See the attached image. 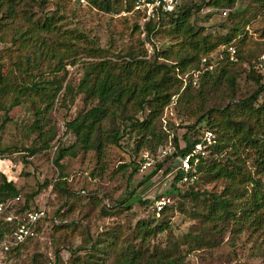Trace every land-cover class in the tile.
<instances>
[{"label":"rangeland","instance_id":"374dc122","mask_svg":"<svg viewBox=\"0 0 264 264\" xmlns=\"http://www.w3.org/2000/svg\"><path fill=\"white\" fill-rule=\"evenodd\" d=\"M190 1L197 6L207 0ZM261 4L255 0H240L236 5L243 10L249 9L252 16L245 29L244 52L264 50V7H260ZM4 11L5 7L0 8V21ZM16 12L19 26L25 24V19L21 20L24 17L36 20L43 15H55V18H61L57 26L61 33L68 32L70 45L66 49L55 46L62 56L68 51L67 60L56 65V61L48 57L39 62L35 70L40 79L56 78L62 83L52 109L43 113L44 118L38 124L46 131L56 133L49 150L35 155L26 152L30 147H38L34 125L41 116L37 115L38 110L44 108L35 101L31 91L4 99V107L0 109V174L19 189L21 204L27 201L30 208H44L47 213L37 235L7 264H55L56 261L57 264H116L117 254L127 245L141 249L145 256L151 257L159 255L161 250L166 254L176 250L180 256L178 264H264V228L252 227L237 234L221 231L216 235H203L208 225L199 214L204 208L189 196L182 197L190 190L198 192L202 198L209 193H219L223 189L221 182L199 179L180 186L178 194L172 188L178 170L177 160L171 155L162 157L160 150L153 155H148L145 149L137 152L138 136L135 133L123 132L119 145H108L101 158L92 151L65 157L60 161L64 178L59 177L60 170L54 163L56 152L59 148H68L76 140L66 131V123L90 108L78 87L84 75V64L115 61L120 57L122 61L128 52L139 56L143 51L146 55L139 59L151 60L155 57L151 44L157 51L162 50L176 44L175 37L161 30L152 37V43H148L144 33L139 34L133 29L135 19L124 11L106 13L86 2L74 0H52L43 12L31 2L23 1L16 7ZM230 12L231 9L203 7L199 12L193 10L191 23L205 35H224L232 26L228 17ZM4 32L6 37L0 41V60L7 69L18 61L19 52L18 45L12 42L10 28H4ZM90 48L104 51L107 57H91L94 52L89 51ZM212 57L217 66V54ZM157 62L162 59L158 58ZM236 73L234 100H244L256 89V76L250 74L246 65L237 67ZM190 78L188 76L187 82L183 83L181 92ZM195 90L192 91L194 96ZM221 92L216 90L206 95L203 103L197 98L186 103L180 99L181 93L173 96L159 124L161 134L167 135L165 146L171 145L172 138H177L178 145L183 147L186 126L192 125L208 105L223 106L229 101L228 95ZM146 115L145 110L137 114V118L142 120ZM171 148L173 153V145ZM146 156L152 160V165L141 170L142 163L137 164ZM132 162L134 168H138L135 172ZM161 163L163 166L157 170ZM168 168L170 172L165 174ZM210 198L206 197L204 206L212 202ZM162 199L165 201L163 207L169 209L160 214L163 208L158 211L157 207ZM141 221L149 222L151 228L166 221L169 229L152 233L141 242L135 229ZM199 236L209 239V244Z\"/></svg>","mask_w":264,"mask_h":264},{"label":"trees","instance_id":"16d2710c","mask_svg":"<svg viewBox=\"0 0 264 264\" xmlns=\"http://www.w3.org/2000/svg\"><path fill=\"white\" fill-rule=\"evenodd\" d=\"M23 1L34 4L38 11L43 12L52 0H0V8L5 7L0 21V41H4L6 34L4 28H10L12 42L17 44L19 52L18 61L13 67L5 69L0 60V109L4 107V99L10 96H19L29 90L33 93L35 101L42 105L43 110H38L34 125L37 133L38 147L33 146L26 150L30 155L40 151L49 150L56 139V133L46 131L44 126L38 125L43 113L51 110L57 93L62 89V83L52 80L40 79L35 74L39 62L48 59L56 61V65L67 60L66 51L60 55L55 46L70 45L66 31L60 32L57 23L59 17L41 16L36 20L32 17L25 19V24L19 26L16 7ZM240 0H207L200 5H192L193 1L184 0L171 13L161 15L158 20L148 22L140 27V15L132 12V6L121 0H85L86 3L97 7L106 13H118L124 11L135 19L133 29L144 33L145 40L152 43V37L161 30L175 37L177 43L162 50H156L151 44L154 59H139L145 57L128 52L125 60L120 58L101 60L84 64V75L78 87L84 95L85 101H89L90 108L83 111L74 120L66 123V131L75 136V142L68 148H59L54 159L59 168L60 179L64 178L60 161L65 157H76L79 152L92 151L98 158L104 154L108 145L118 146L123 132L129 131L138 136L137 152L145 149L147 154L153 155L165 146L167 135H162L160 120L164 110L169 106L171 98L180 95V99L186 103L192 99H200L202 103L206 95L219 90L226 93L229 101L223 106L208 105L207 109L195 119L192 125H187L183 135L184 146L178 145L177 138H172L174 152L171 157L177 160L188 155L197 144L203 143L205 133L214 135V143L204 148L205 156L196 155V164L193 166L192 176L195 183L199 179L207 182H221L223 189L219 193L206 194L210 196L211 203L204 206L206 199L192 190L183 194L197 201L204 208L199 215L207 223L208 228L203 235H216L221 231H230L237 234L243 230L264 228V75L261 74L259 65L264 62L261 57L264 50L257 52H244L243 44L247 40L245 29L251 22L252 16L249 9L243 10L236 5ZM260 7H264V0ZM78 2V1H76ZM203 7L231 9L228 17L232 26L224 35H205L202 29H196L192 23L193 10L199 12ZM59 9V7H57ZM235 48V58L230 60L227 48ZM94 52L91 57L104 59L106 53L90 48ZM217 54L218 64L214 66ZM162 62H157V59ZM167 62H172L171 64ZM246 65L250 68V74L256 76V89L244 99L235 101L237 67ZM209 67H212L210 69ZM200 71V77L195 86L190 81L181 92L183 86L182 76ZM63 78H61V81ZM224 88V90H222ZM196 89L195 96L192 91ZM226 91V92H225ZM147 111V115L139 120L137 114ZM44 111V112H42ZM42 117V118H41ZM6 121V120H5ZM159 148V149H158ZM224 154V156H221ZM143 160L138 162L141 165ZM248 162V164H247ZM134 172L138 170L132 162ZM163 166L159 164L157 170ZM124 167V166H123ZM170 169L165 170V174ZM155 173V172H154ZM153 174L150 175V177ZM200 177V178H199ZM181 173L177 170L173 178V191L179 192V187L189 185L183 183ZM205 195L206 192H203ZM72 195L71 193H67ZM19 197L18 201H15ZM20 191L13 182H7L5 176L0 174V203L14 202L12 208L14 215H19L39 210L30 208L28 202L21 204ZM128 205L125 207L127 208ZM169 208L163 207L164 211ZM16 222V220H15ZM14 222V223H15ZM14 223L0 221V240L8 235ZM149 222L141 221L136 224V235L143 242L152 233H163L168 228V223L160 221L153 228ZM36 230V235L38 232ZM34 238V237H33ZM26 241L18 248L10 250L7 254L8 263L15 259L21 250L33 240ZM114 239L115 236H112ZM200 239L204 240L202 236ZM194 241V240H192ZM209 244V239L204 240ZM142 247V244H141ZM153 257L145 256L141 249L127 245L117 254L116 264H178L180 256L176 250ZM56 258L59 259L56 254ZM57 264V261L56 263Z\"/></svg>","mask_w":264,"mask_h":264},{"label":"built area","instance_id":"2783aa9c","mask_svg":"<svg viewBox=\"0 0 264 264\" xmlns=\"http://www.w3.org/2000/svg\"><path fill=\"white\" fill-rule=\"evenodd\" d=\"M80 3H85V0H74ZM124 3H129L132 6V12L140 15V27L143 28L148 22L156 21L161 15L169 14L173 12L183 0H121ZM226 12V11H225ZM227 52L230 55V60L233 61L235 58V48L229 46ZM261 61L264 62V54L261 57ZM212 69V67H209ZM259 69L264 72V63L259 65ZM200 71L192 72L182 78L183 82L186 83L188 76L190 83L195 86L198 82ZM203 143L197 144L194 149L188 154L178 159L177 169L181 173V182L193 183L195 176L191 175L193 171V163L196 164L198 158L196 155L200 154L205 156L203 151L206 146H211L214 143V135L210 132L205 133L203 137ZM162 157H166L172 154L171 145L165 146L160 149ZM152 160L147 156L143 158L141 170L151 167ZM19 197L15 201H18ZM14 202L0 203V221L6 223H14L12 231L0 240V264H7V254L10 250L15 249L23 245L26 241L33 238L36 235L37 227L40 226L47 218V213L44 208L23 213L16 217L14 215L15 209L12 208ZM162 205V206H161ZM165 205L164 199L158 202V211H160Z\"/></svg>","mask_w":264,"mask_h":264}]
</instances>
